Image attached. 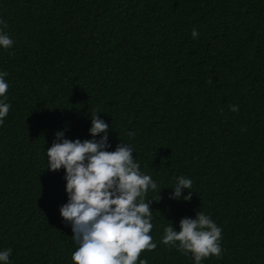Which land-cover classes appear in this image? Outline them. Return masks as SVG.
<instances>
[{
	"label": "trees",
	"instance_id": "1",
	"mask_svg": "<svg viewBox=\"0 0 264 264\" xmlns=\"http://www.w3.org/2000/svg\"><path fill=\"white\" fill-rule=\"evenodd\" d=\"M0 20L14 41L0 47L9 264H72L65 172L47 169L46 151L58 131L99 140L94 113L109 125L107 150L131 146L158 185L148 192L157 247L141 260L195 264L162 238L203 212L222 230V253L201 264H264V0H0ZM181 176L190 201L189 189L170 199Z\"/></svg>",
	"mask_w": 264,
	"mask_h": 264
},
{
	"label": "clouds",
	"instance_id": "2",
	"mask_svg": "<svg viewBox=\"0 0 264 264\" xmlns=\"http://www.w3.org/2000/svg\"><path fill=\"white\" fill-rule=\"evenodd\" d=\"M0 25L7 27L3 20ZM3 28L0 47L8 49L14 41ZM198 36L194 29L192 37ZM7 75L0 72V97H6ZM10 107L0 100V124ZM229 110L236 112L238 106L231 105ZM98 114L92 115L89 134L93 138L99 135V140H69L58 131L46 151L47 169L55 172L63 168L65 172L68 199L59 208V214L71 226L72 236L79 244L72 253V264H147L140 259L141 253L157 247L150 234L153 200L148 199V192L156 191L158 185L140 171L131 146L118 143L115 150H107L109 125ZM192 183L191 179L178 177L170 199H180L182 190L189 189L183 199L190 201ZM160 199L158 193L155 201ZM221 239V228L208 215L197 212L195 218L179 221V231L172 224L165 227L162 243L185 255L190 253L195 264H201L210 256H221ZM10 255L11 249L0 251V264H9Z\"/></svg>",
	"mask_w": 264,
	"mask_h": 264
}]
</instances>
